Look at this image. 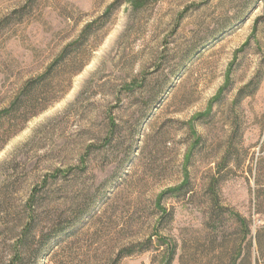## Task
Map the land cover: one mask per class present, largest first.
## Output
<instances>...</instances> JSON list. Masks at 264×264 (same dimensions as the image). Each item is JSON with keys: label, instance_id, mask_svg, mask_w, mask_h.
Listing matches in <instances>:
<instances>
[{"label": "rangeland", "instance_id": "1", "mask_svg": "<svg viewBox=\"0 0 264 264\" xmlns=\"http://www.w3.org/2000/svg\"><path fill=\"white\" fill-rule=\"evenodd\" d=\"M256 234L264 0H0V264H264Z\"/></svg>", "mask_w": 264, "mask_h": 264}, {"label": "trees", "instance_id": "2", "mask_svg": "<svg viewBox=\"0 0 264 264\" xmlns=\"http://www.w3.org/2000/svg\"><path fill=\"white\" fill-rule=\"evenodd\" d=\"M184 187V185H183ZM183 187L177 188L174 191H181L183 189ZM231 215H233L235 217V223L237 224L238 230H240V234L242 235V241H246V239L251 236V230L249 229V222L247 219L243 218L242 216L238 215V214H233L231 213ZM166 216V214H163V217ZM159 239H157V242H159L162 238L159 237V235H157ZM251 239H253V243H255V245H258V253L260 255L264 254V249L262 247V245H260L259 242V236L258 234L253 235V238L250 237V240H247L246 242V246L249 248V250L252 248V241ZM162 241V240H161ZM161 243H165V248L164 250L161 252L162 257L164 258V260L166 261L165 264H171V261L174 258L175 255V248H174V244L173 243H167L166 241H162ZM209 243L211 245L212 249V253L216 254L219 253L218 255L221 256L222 253L220 251L225 250V247L223 245V242L218 243L217 242V237H210L209 238ZM218 243V244H216ZM147 244L151 247L152 245V240L149 239V241H147ZM216 246V247H215ZM149 249V248H147ZM242 253V246H240V248L237 250V256H239ZM231 264H236V260L233 259V262Z\"/></svg>", "mask_w": 264, "mask_h": 264}]
</instances>
